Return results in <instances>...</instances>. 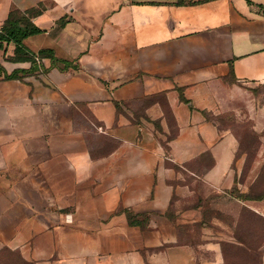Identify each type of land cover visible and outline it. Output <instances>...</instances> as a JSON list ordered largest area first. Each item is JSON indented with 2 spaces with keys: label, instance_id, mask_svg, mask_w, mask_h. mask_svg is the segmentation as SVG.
I'll use <instances>...</instances> for the list:
<instances>
[{
  "label": "crops",
  "instance_id": "obj_1",
  "mask_svg": "<svg viewBox=\"0 0 264 264\" xmlns=\"http://www.w3.org/2000/svg\"><path fill=\"white\" fill-rule=\"evenodd\" d=\"M16 10L68 66L8 79L32 64L0 49V264H252L264 145L216 120L264 87V0H0V27Z\"/></svg>",
  "mask_w": 264,
  "mask_h": 264
},
{
  "label": "rangeland",
  "instance_id": "obj_2",
  "mask_svg": "<svg viewBox=\"0 0 264 264\" xmlns=\"http://www.w3.org/2000/svg\"><path fill=\"white\" fill-rule=\"evenodd\" d=\"M244 98L230 104L223 118L216 121L223 128L235 130L240 139V155H247L248 160L259 159V152L264 145V115L260 112L264 108V87L252 86L246 91ZM263 219V220H262ZM256 227L249 231L238 233L240 241L248 246H240L235 251L240 262L264 264V218L254 222ZM231 251V249H227Z\"/></svg>",
  "mask_w": 264,
  "mask_h": 264
},
{
  "label": "trees",
  "instance_id": "obj_3",
  "mask_svg": "<svg viewBox=\"0 0 264 264\" xmlns=\"http://www.w3.org/2000/svg\"><path fill=\"white\" fill-rule=\"evenodd\" d=\"M39 11L20 12L12 11L5 24L0 27V49L4 48L5 44L14 43L16 45L15 55L12 58L14 62H30L32 67L30 70L16 71L12 75L6 76L8 79H18L19 73L30 75L35 73V66L39 60L49 58L52 60L53 65L65 64L67 62L56 59L52 51L44 50L38 53L28 50L24 45V40L31 36L38 34L39 29L35 27L32 18L36 16Z\"/></svg>",
  "mask_w": 264,
  "mask_h": 264
}]
</instances>
